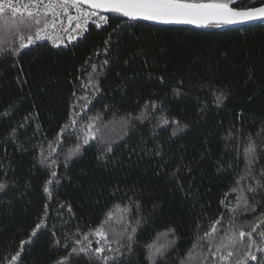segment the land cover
Returning <instances> with one entry per match:
<instances>
[{"label":"trees","instance_id":"obj_1","mask_svg":"<svg viewBox=\"0 0 264 264\" xmlns=\"http://www.w3.org/2000/svg\"><path fill=\"white\" fill-rule=\"evenodd\" d=\"M261 3L240 0L234 6ZM107 16L106 25L91 27L70 46L40 42L19 57L0 56V182L7 185L0 191V264H9L18 251L15 264H57L80 246L76 241L85 234L93 248L98 246L90 233L102 224L111 234L125 222L140 220L133 254L120 264H146L144 245L158 233L167 234L157 244L169 247L157 264H180L197 238V225L203 235L221 215L225 230L234 215L236 229L250 231L260 224L257 232L264 231V194L256 197L260 204L255 212L229 211L236 206L230 189L245 174L247 137L257 139L256 132L264 128V21L198 29ZM105 58L109 63L98 77L101 91L94 93L88 73ZM85 95L92 96L88 115L101 114L95 122L97 139L66 166L65 154L77 138L56 150L60 182L50 186L49 197L43 191L49 170L38 162L41 151L47 155ZM141 112L143 121L132 119L123 127L129 114ZM161 116L179 123L161 127ZM177 128L181 130L173 135ZM258 152L255 175L264 169V148ZM41 220L44 224L33 236ZM245 250L240 245L225 264H235ZM71 264L98 262L81 255L71 258Z\"/></svg>","mask_w":264,"mask_h":264},{"label":"snow or ice","instance_id":"obj_2","mask_svg":"<svg viewBox=\"0 0 264 264\" xmlns=\"http://www.w3.org/2000/svg\"><path fill=\"white\" fill-rule=\"evenodd\" d=\"M240 0H0V56H16L28 50L30 46H37L38 42L51 40L53 44L61 39L58 34L60 31L67 32L72 27L73 22L75 31L79 29L85 31L89 22L96 27H101L107 24L109 17L98 14L99 12L114 13L129 20H145L154 21L162 24H195L197 26H207L209 24H233L240 21L264 20V0L259 7L249 6L247 8H239ZM87 5L92 10H85L82 6ZM75 10V15H72L70 10ZM64 18H66L69 27H64ZM75 38V37H73ZM109 41H105L108 44ZM58 46V45H57ZM105 49V53H107ZM86 63H88L86 61ZM109 63L105 58L99 66L91 65V72L88 73V85L94 93L101 91L100 81L98 77L102 75L105 66ZM92 73H96L93 76ZM88 91L85 85H81ZM176 94H180L179 90H174ZM75 96L76 93L73 92ZM83 103L79 107V111H74L70 114L69 121L64 124L57 134V140L50 142V151L45 155L41 151V159L38 161L42 166L49 170V178L43 187L44 193L52 196L50 186L59 184L60 178L57 174L56 166L57 159L54 158V153L57 149H63L64 141L75 136L77 142L65 154L64 164L73 157L79 155L84 145H89L91 141L97 139L95 132L99 131L96 121L101 120V114L96 113L94 116H89L90 105L92 104V96H81ZM217 103H222L221 97H216ZM151 108L157 110V105L151 103ZM149 107L145 105V109ZM75 108V106H74ZM146 118L145 113L141 112L139 116L132 117L129 114L128 120L123 124H127L132 120L143 121ZM86 121V122H85ZM170 123L178 124L179 121H169L167 117H160V126H169ZM72 129V131H69ZM181 129L173 130V135ZM16 130H12V135L15 136ZM83 134V139H80V134ZM254 139L252 134L247 137V144L244 147L243 155L246 162L245 174L237 180L236 185L230 189L235 193L236 206L229 208V211L235 213L238 209H242L243 213L255 212L256 206L260 201L256 200L257 196L264 194V169H261L258 175L253 174L252 166L255 164L259 152L264 148V128L259 129ZM101 139H103L101 137ZM53 143L56 147H53ZM113 149L111 143L107 145V151ZM159 155V153H157ZM2 167V165H0ZM179 171V170H177ZM251 180L246 186L241 185V181ZM7 187L6 183L0 182V191ZM225 193V199L228 197ZM250 199L255 203H250ZM221 205H225V200H221ZM137 211L139 203L136 202ZM65 207V205H61ZM71 212V206H67ZM114 207H119L118 205ZM124 211L128 216L131 215L129 206H124ZM264 215V214H262ZM106 217H111V211L106 213ZM223 216L211 222L209 230L203 235H199L200 225H197V238L192 245V248L186 253L180 264H225L230 258L237 255L240 245L245 247L243 254L239 255L235 264H264V231L257 232L261 227L257 224L246 231L243 227L236 229L235 216L229 220V226L225 230L221 224ZM264 223V222H262ZM44 224L41 220L36 224L32 235H36V230L40 229ZM140 220H135L134 224L124 223L119 232L108 233L103 224L91 230V235L96 237V246L92 247V241L89 239V234L84 235L83 241L77 240L76 243L80 246L72 247L65 257L57 261V264H71V258L80 257L83 255L89 261L95 259L98 264H120L121 258L128 260L133 254V245L137 243L136 232L137 225ZM217 225H221L217 228ZM168 233H173L175 230L169 228ZM223 233V234H221ZM259 237V240L254 236ZM167 233H158L156 240L144 245L146 250V264H157L158 260L165 259L169 245L157 244V240L161 235ZM103 241V246L101 242ZM86 242V243H85ZM23 243V242H22ZM57 244L60 241H56ZM171 243H174L172 241ZM115 244L116 247H111ZM68 245L65 244V248ZM255 249V251H253ZM226 251V255L224 252ZM259 253V257L257 255ZM21 253L18 251L10 257L9 264H15Z\"/></svg>","mask_w":264,"mask_h":264},{"label":"built area","instance_id":"obj_3","mask_svg":"<svg viewBox=\"0 0 264 264\" xmlns=\"http://www.w3.org/2000/svg\"><path fill=\"white\" fill-rule=\"evenodd\" d=\"M82 7L85 10H89V11L92 10L89 7L85 6V5H83ZM70 12H71L72 15H75V10L74 9H71ZM98 14L106 15V14H103L101 12H99ZM74 24H75V22H73V25H72L71 28H69V31H67V32L60 31L58 33L61 36V39L57 41V44H53L51 40H47V39L44 40V41H41V42H48L49 44H51L52 46L57 47V48H59V47H67V46H70V45L74 44L79 39H82L91 27L98 28L94 24L89 22V24L87 25V28H86L85 31L81 32L79 29H76L75 31H73L72 29L74 28ZM104 25H106V24H103L101 27H103ZM63 26L64 27H69L66 18H64V25ZM101 27H99V28H101ZM73 37H75V38H73ZM38 43H40V42H38Z\"/></svg>","mask_w":264,"mask_h":264},{"label":"water","instance_id":"obj_4","mask_svg":"<svg viewBox=\"0 0 264 264\" xmlns=\"http://www.w3.org/2000/svg\"><path fill=\"white\" fill-rule=\"evenodd\" d=\"M87 6V5H85ZM260 6V5H259ZM256 6V7H259ZM88 7V6H87ZM107 15H116V16H120L118 14H114V13H106V12H101ZM123 17V16H120ZM125 19H128L127 17H123ZM137 21H144V22H149V23H154V24H162V23H158V22H154V21H145V20H137ZM264 20H251V21H240L237 23H233V24H209L207 26H197L195 24H162V25H174V26H189V27H194V28H198V29H225L228 27H238V26H244V25H248V24H254V23H259L262 22Z\"/></svg>","mask_w":264,"mask_h":264}]
</instances>
